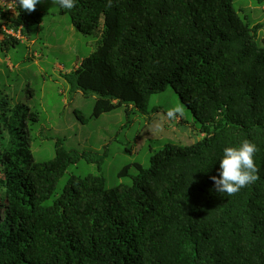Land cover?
Segmentation results:
<instances>
[{"label": "trees", "instance_id": "trees-1", "mask_svg": "<svg viewBox=\"0 0 264 264\" xmlns=\"http://www.w3.org/2000/svg\"><path fill=\"white\" fill-rule=\"evenodd\" d=\"M263 1V0H262ZM75 0L62 9L83 34L102 25L97 49L62 73L72 93L94 95L92 117L125 106L151 111L171 86L188 104L203 138L167 144L150 165L127 164L131 185L109 187V155L67 149L38 161L24 85L9 65L41 25L37 8L15 13L0 1V264H264V39L234 0ZM159 110L158 107L153 111ZM78 116L81 111H78ZM255 143L260 179L228 196L215 190L228 146ZM100 172L59 181L80 159ZM135 166L138 174H131Z\"/></svg>", "mask_w": 264, "mask_h": 264}, {"label": "rangeland", "instance_id": "rangeland-1", "mask_svg": "<svg viewBox=\"0 0 264 264\" xmlns=\"http://www.w3.org/2000/svg\"><path fill=\"white\" fill-rule=\"evenodd\" d=\"M1 1L6 6L13 5L11 0ZM234 7L249 23H264V0H234ZM36 8L43 14L41 25L31 24L26 38L17 33L23 42L12 47L8 55L9 65L16 64L12 76L18 77L24 85V101L31 112L37 113L35 120L28 119L35 137L36 160L52 159L58 139L63 140L67 149L79 152H102L108 146L109 155L101 171L108 186L117 187L133 183L132 177L119 175L127 164L139 162L149 166L151 155L165 145H188L203 138L192 110L171 86L152 95L151 111L147 114L137 109L128 114L122 105L92 117L96 97L72 93L62 73L74 69L97 49L103 26L92 34H83L73 25L69 14L51 0H43ZM258 36L264 39V27L258 31ZM3 61L0 57V63ZM177 104L184 106L185 115L178 120L168 119L167 110ZM155 107L159 110L153 111ZM78 111L82 116H78ZM157 124L159 131H153ZM99 172L97 163L80 159L68 168L56 194L47 203L53 202L70 176ZM131 174H138L135 166L131 167Z\"/></svg>", "mask_w": 264, "mask_h": 264}, {"label": "clouds", "instance_id": "clouds-1", "mask_svg": "<svg viewBox=\"0 0 264 264\" xmlns=\"http://www.w3.org/2000/svg\"><path fill=\"white\" fill-rule=\"evenodd\" d=\"M1 1V0H0ZM2 2V1H1ZM13 5L7 6L6 9H12L15 13L16 4L24 12L31 13L36 10L38 3L43 0H11ZM53 4L59 5L62 9H72L75 7V0H51ZM111 6V0L109 5ZM17 38L23 35L20 31H8ZM26 38V35H23ZM21 40V38H20ZM23 42V40H21ZM185 115L184 106L177 104L167 110L166 116L170 120H178ZM160 125L157 124L153 131H159ZM255 143L244 139L239 146H228L223 150V156L220 159V175L212 176L215 190L221 194L226 193L228 196L235 195L242 188L254 184L259 177V170L255 164V154L258 151Z\"/></svg>", "mask_w": 264, "mask_h": 264}]
</instances>
